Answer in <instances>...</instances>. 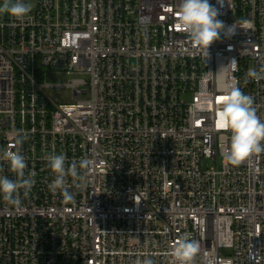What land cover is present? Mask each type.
I'll return each instance as SVG.
<instances>
[{"label":"built area","instance_id":"obj_1","mask_svg":"<svg viewBox=\"0 0 264 264\" xmlns=\"http://www.w3.org/2000/svg\"><path fill=\"white\" fill-rule=\"evenodd\" d=\"M210 3L235 32L208 53L179 27L180 0H36L23 21L0 16V153L26 133L35 181L19 205L0 198V264H171L184 234L193 264H264V152L227 163L216 125L233 77L264 121V80L244 82L264 65V0ZM53 153L93 161L87 188L68 177L71 201L49 188ZM0 175L17 178L5 161Z\"/></svg>","mask_w":264,"mask_h":264},{"label":"clouds","instance_id":"obj_2","mask_svg":"<svg viewBox=\"0 0 264 264\" xmlns=\"http://www.w3.org/2000/svg\"><path fill=\"white\" fill-rule=\"evenodd\" d=\"M218 2L223 4V0ZM177 11L179 27L187 33L194 46L206 50L207 53L209 46L221 39V33L230 38L235 32L234 26H226L218 19L220 13L210 0H180ZM30 12L31 4L27 0H0V16L7 15L13 20L23 21ZM229 63L233 71L237 70L238 62L235 58ZM249 79L256 82L264 80V65L259 69L250 68L245 74L244 82L248 83ZM239 83L234 77L227 83L216 120L220 130L230 133V146L225 151L224 159L234 166H239L252 156L264 152V121L257 115L253 97L244 94ZM25 139L26 133L17 132L14 143L0 153V161L7 162L9 170L17 177L12 180L0 175V198L9 205H19L20 190L23 189V194L27 197L35 183L34 173L25 177L27 164L21 154ZM46 159L54 176L49 185L53 193L59 191L67 201L74 199L68 190V177L72 178L75 188H87V170L92 167V160L84 158L78 163L67 165V157L63 153H53ZM78 168L85 170L84 173L79 172ZM199 252V242L189 234H184L170 246L171 264H193ZM136 264H154V261L145 257L143 260H137Z\"/></svg>","mask_w":264,"mask_h":264},{"label":"rangeland","instance_id":"obj_3","mask_svg":"<svg viewBox=\"0 0 264 264\" xmlns=\"http://www.w3.org/2000/svg\"><path fill=\"white\" fill-rule=\"evenodd\" d=\"M28 3H30L31 5H34L36 0H27ZM74 76H68L66 74H62V75H56V76H51V80L57 83H65L69 80H71Z\"/></svg>","mask_w":264,"mask_h":264},{"label":"snow or ice","instance_id":"obj_4","mask_svg":"<svg viewBox=\"0 0 264 264\" xmlns=\"http://www.w3.org/2000/svg\"><path fill=\"white\" fill-rule=\"evenodd\" d=\"M223 99V98H222Z\"/></svg>","mask_w":264,"mask_h":264}]
</instances>
